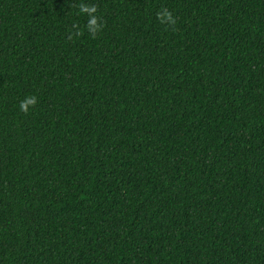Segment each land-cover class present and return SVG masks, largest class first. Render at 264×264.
Listing matches in <instances>:
<instances>
[{
    "label": "trees",
    "instance_id": "obj_1",
    "mask_svg": "<svg viewBox=\"0 0 264 264\" xmlns=\"http://www.w3.org/2000/svg\"><path fill=\"white\" fill-rule=\"evenodd\" d=\"M0 264H264V0H0Z\"/></svg>",
    "mask_w": 264,
    "mask_h": 264
},
{
    "label": "clouds",
    "instance_id": "obj_2",
    "mask_svg": "<svg viewBox=\"0 0 264 264\" xmlns=\"http://www.w3.org/2000/svg\"><path fill=\"white\" fill-rule=\"evenodd\" d=\"M79 8V12L82 14H86L88 16L87 21V30L93 38L97 35L98 32L102 31L104 25L101 21L100 17L96 15L98 8L96 5H89L85 3H80L79 5H75ZM157 19L161 24H167L168 26H174L176 24V18L173 17L172 13L164 8L157 13ZM76 28V25H73ZM75 36H80L82 33L80 31H76L74 33ZM69 39H72V35L69 36ZM37 103V98L35 96L26 97L20 103V110L24 113H27L30 106H34Z\"/></svg>",
    "mask_w": 264,
    "mask_h": 264
}]
</instances>
